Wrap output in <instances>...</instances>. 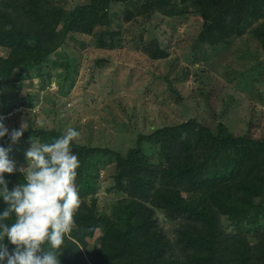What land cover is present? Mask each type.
<instances>
[{
    "label": "rangeland",
    "instance_id": "obj_1",
    "mask_svg": "<svg viewBox=\"0 0 264 264\" xmlns=\"http://www.w3.org/2000/svg\"><path fill=\"white\" fill-rule=\"evenodd\" d=\"M8 2L0 0V6ZM40 2L62 10L57 30L65 40L49 58L24 67L18 60L6 61L10 51L0 46V117L9 130L24 121L28 130L63 134L75 128L80 136L73 143L112 152L91 159L77 183L80 206L95 201L97 217L92 226L74 224L66 234L81 250L97 249L121 220L125 200L135 197L117 188L119 180L123 186L126 180L118 179L116 157L125 156L140 136L185 122L216 134L223 125L233 138L254 142V171L264 176V52L250 34L264 20V8L242 35L209 44L198 8L180 0H112L107 21L90 34L67 31L70 14L89 0ZM40 45L36 37H27L22 52L34 53ZM18 74L24 80L14 82ZM180 136L181 141L189 137L204 172H218L232 156L230 151L214 155L196 145L194 132ZM31 142L39 143L29 138L12 145L10 157L17 167L27 166L24 151ZM142 153L158 172L159 184L167 169L160 144L144 142ZM182 194L186 200L197 197ZM254 205L234 221L220 216L223 232L243 236L254 246L264 235V193ZM154 219L169 242L168 253L184 259L178 236L184 219L157 209Z\"/></svg>",
    "mask_w": 264,
    "mask_h": 264
},
{
    "label": "trees",
    "instance_id": "obj_2",
    "mask_svg": "<svg viewBox=\"0 0 264 264\" xmlns=\"http://www.w3.org/2000/svg\"><path fill=\"white\" fill-rule=\"evenodd\" d=\"M7 1L5 8L0 6V46L10 51L5 60H18L21 67L30 62L38 65L53 55L65 40V34L57 30L62 10L40 0ZM111 2L89 0L88 4L78 7L70 14L67 31L90 34L95 25L107 21ZM180 3H190L198 8L209 44L242 35L253 21L262 17L264 8V0H180ZM250 34L264 52V20L252 27ZM27 37H36L41 43L34 53L22 52ZM36 75L40 77V70ZM23 80L20 74L14 78V82ZM186 132H194L197 135L194 143L214 155L230 151V160L226 158L224 167L218 172H204L202 164L194 159V146L189 137L178 140ZM60 135L54 131L29 129L17 142L36 138L39 143H51ZM144 142L159 143L166 158L167 169L157 185L158 172L142 153ZM7 143V135L0 138V144L5 146ZM253 144L249 140L233 138L223 125H219L214 134L195 122L164 127L140 136L136 146L125 156L116 157L118 179L126 180L124 186L119 180L117 188L135 196L125 200L121 220L115 222L112 234L95 250H81L65 235L60 264H264V235L251 246L245 237L228 236L220 226V216L237 220L251 212L255 207L254 199L264 193V176L254 171L258 166V154ZM70 146L80 161L76 184L91 159L112 154L106 149L73 142ZM6 178L9 183L23 182L19 172L6 175ZM182 193L197 197L186 200ZM95 208V201L90 205L82 204L74 213L75 225L92 226L97 218ZM155 209L164 211L168 217L184 219L178 232L184 259L168 253L169 242L156 226ZM102 223L110 225L104 220Z\"/></svg>",
    "mask_w": 264,
    "mask_h": 264
},
{
    "label": "clouds",
    "instance_id": "obj_3",
    "mask_svg": "<svg viewBox=\"0 0 264 264\" xmlns=\"http://www.w3.org/2000/svg\"><path fill=\"white\" fill-rule=\"evenodd\" d=\"M26 130V121L9 130L0 117V138L8 137L7 147L0 144V264H60L81 203L80 161L70 148L80 132L69 127L51 143L31 142L24 151L27 166L17 167L10 153ZM15 172L23 182L10 189L6 175Z\"/></svg>",
    "mask_w": 264,
    "mask_h": 264
}]
</instances>
